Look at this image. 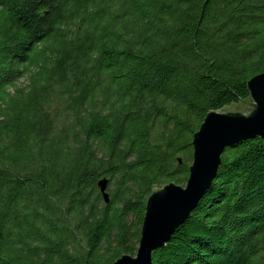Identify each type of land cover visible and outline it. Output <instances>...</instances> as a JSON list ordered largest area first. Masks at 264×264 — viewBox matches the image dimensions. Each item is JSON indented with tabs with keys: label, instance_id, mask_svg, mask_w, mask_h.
<instances>
[{
	"label": "trees",
	"instance_id": "obj_1",
	"mask_svg": "<svg viewBox=\"0 0 264 264\" xmlns=\"http://www.w3.org/2000/svg\"><path fill=\"white\" fill-rule=\"evenodd\" d=\"M263 72L264 0H0V264L135 256L152 188ZM152 261L264 264V139L224 150Z\"/></svg>",
	"mask_w": 264,
	"mask_h": 264
},
{
	"label": "water",
	"instance_id": "obj_2",
	"mask_svg": "<svg viewBox=\"0 0 264 264\" xmlns=\"http://www.w3.org/2000/svg\"><path fill=\"white\" fill-rule=\"evenodd\" d=\"M246 86L249 97L243 102L245 108L230 106L206 113L192 137V161L186 183L182 186L169 182L152 188L145 203L135 256L124 254L112 264H153V252L170 242L210 188L224 150L240 141L264 139V72L250 78ZM107 184V178L96 184L106 204Z\"/></svg>",
	"mask_w": 264,
	"mask_h": 264
},
{
	"label": "rangeland",
	"instance_id": "obj_3",
	"mask_svg": "<svg viewBox=\"0 0 264 264\" xmlns=\"http://www.w3.org/2000/svg\"><path fill=\"white\" fill-rule=\"evenodd\" d=\"M19 85H20V87H23L24 85H26V79H21L20 81H19ZM183 186V185H182Z\"/></svg>",
	"mask_w": 264,
	"mask_h": 264
}]
</instances>
